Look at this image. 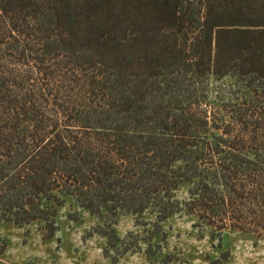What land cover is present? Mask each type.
Here are the masks:
<instances>
[{
	"label": "trees",
	"instance_id": "1",
	"mask_svg": "<svg viewBox=\"0 0 264 264\" xmlns=\"http://www.w3.org/2000/svg\"><path fill=\"white\" fill-rule=\"evenodd\" d=\"M67 205L264 236V0H0V222Z\"/></svg>",
	"mask_w": 264,
	"mask_h": 264
},
{
	"label": "rangeland",
	"instance_id": "2",
	"mask_svg": "<svg viewBox=\"0 0 264 264\" xmlns=\"http://www.w3.org/2000/svg\"><path fill=\"white\" fill-rule=\"evenodd\" d=\"M185 196V188L178 191ZM77 211L75 219L68 212ZM154 215L141 219L120 216L113 224L120 238L140 239L136 252L106 257V238L93 229L105 223L77 206L61 208L58 230L49 236L41 222L16 225L0 222V264H264V236L241 230L213 233L195 213L185 210L155 223ZM159 230L157 234H153Z\"/></svg>",
	"mask_w": 264,
	"mask_h": 264
}]
</instances>
